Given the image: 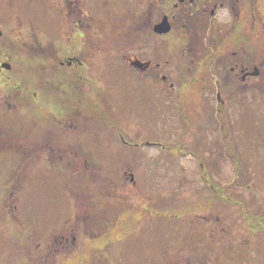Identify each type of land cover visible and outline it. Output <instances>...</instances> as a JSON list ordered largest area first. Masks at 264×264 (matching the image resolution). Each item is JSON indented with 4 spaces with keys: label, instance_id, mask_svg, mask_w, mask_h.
I'll list each match as a JSON object with an SVG mask.
<instances>
[{
    "label": "rangeland",
    "instance_id": "374dc122",
    "mask_svg": "<svg viewBox=\"0 0 264 264\" xmlns=\"http://www.w3.org/2000/svg\"><path fill=\"white\" fill-rule=\"evenodd\" d=\"M14 65L16 87L51 86L52 64ZM233 66L161 64L151 76L87 64L78 102L64 89L40 101L58 103L60 129L0 100V139L13 148L0 152V264H213L217 231L234 238L231 264H264L245 222L264 211V80L242 82Z\"/></svg>",
    "mask_w": 264,
    "mask_h": 264
},
{
    "label": "flooded vegetation",
    "instance_id": "af4514ba",
    "mask_svg": "<svg viewBox=\"0 0 264 264\" xmlns=\"http://www.w3.org/2000/svg\"><path fill=\"white\" fill-rule=\"evenodd\" d=\"M165 19L170 32L156 33V26ZM176 49L183 56L180 62L171 60ZM113 63L129 64L151 76L159 74L161 64H235L230 74L242 82L252 77L264 80V0H0V100L8 106L10 100L18 101L16 109L37 113L36 127L60 129L65 118H59L58 103L50 108L44 103L59 97L63 89L76 102L75 92L82 84L78 80H83L84 87L91 81L85 76L87 64ZM14 64H52L53 76L42 83L51 86L34 93L25 92L23 85L16 87ZM25 69L20 71L21 80L27 75ZM161 79L170 83L169 90L176 96L182 95L169 77ZM55 134L59 138L54 132L47 144L51 149L61 144ZM10 149L0 139V152ZM16 153L25 154L23 150ZM215 208L219 205L214 204ZM245 222L250 230L247 246L254 249L253 240H264V211L251 210ZM217 233L212 240L213 264H231L237 254L234 238L225 231ZM249 253L246 256L251 257ZM252 257H257L254 251Z\"/></svg>",
    "mask_w": 264,
    "mask_h": 264
},
{
    "label": "water",
    "instance_id": "95a60500",
    "mask_svg": "<svg viewBox=\"0 0 264 264\" xmlns=\"http://www.w3.org/2000/svg\"><path fill=\"white\" fill-rule=\"evenodd\" d=\"M171 30V27L167 21V19L163 20L162 23L156 26L155 32L158 34H167ZM137 68H143L144 64H133ZM257 74V72H255Z\"/></svg>",
    "mask_w": 264,
    "mask_h": 264
}]
</instances>
